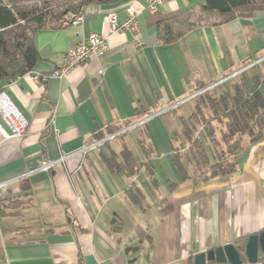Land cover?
Here are the masks:
<instances>
[{"label":"crops","instance_id":"crops-1","mask_svg":"<svg viewBox=\"0 0 264 264\" xmlns=\"http://www.w3.org/2000/svg\"><path fill=\"white\" fill-rule=\"evenodd\" d=\"M201 4L175 0L153 16L144 0L90 4L79 25L36 34L34 71L4 88L29 126L22 138L6 137L0 115V182L17 178L0 198V264H194L198 253L264 231V137L242 152L232 176L183 179L172 161L170 142L184 138L197 90L236 79L252 92L248 69L264 54V11L160 41L161 25ZM129 8L138 12L136 36L113 34L104 56L61 80H32L58 69L90 34L107 36V15L123 23ZM204 58L215 69L205 80ZM129 122L123 139L94 146L96 135ZM45 162L57 164L35 171Z\"/></svg>","mask_w":264,"mask_h":264},{"label":"trees","instance_id":"trees-1","mask_svg":"<svg viewBox=\"0 0 264 264\" xmlns=\"http://www.w3.org/2000/svg\"><path fill=\"white\" fill-rule=\"evenodd\" d=\"M119 1L0 0V94L11 81L34 71L40 60L35 43L39 31L70 27L73 18L83 13L90 4L110 5ZM261 11H264V0H202L199 9L171 24L161 25L158 36L167 45L194 28L251 18ZM263 57L264 54L256 61ZM254 62L251 60L245 66ZM248 70L255 73L250 79L252 92L235 79L231 83L228 81L217 85L195 98L198 102L196 109L192 117L183 123L184 138L180 139L176 134L174 137L177 139L170 142L172 161L183 179L234 175L238 171L242 152L264 137V60L250 66ZM211 85H204L197 92ZM228 86L230 93L220 92ZM132 125L129 122L112 127L106 133L96 135L94 142ZM125 134L111 141L123 139ZM122 156L124 159L131 158L126 151Z\"/></svg>","mask_w":264,"mask_h":264},{"label":"built area","instance_id":"built-area-1","mask_svg":"<svg viewBox=\"0 0 264 264\" xmlns=\"http://www.w3.org/2000/svg\"><path fill=\"white\" fill-rule=\"evenodd\" d=\"M173 1L175 0H144V2L146 3V10L152 16L158 13L159 8L162 5ZM137 17H138V12H136L131 8L127 10V17L123 23H120L118 21V18L115 14H108L107 36H103L96 33L90 34V36L86 40L79 42L75 47H73L67 52L63 64L58 69H56L55 71L49 74L34 73L32 74V80L41 83H46L51 78H56L61 80L64 77L71 74L79 66L86 64L91 59V57L104 56L109 51L108 39L113 34L130 32L132 35L136 36L139 33V25H138ZM83 20H84V15L83 13H80L73 18L71 22V26H77L80 23H82ZM257 63L259 62H256V64ZM13 81H11L10 83H12ZM203 93L204 90L195 94L192 98H195L196 96L201 95ZM168 110L169 109L164 110L156 114V116L162 115L163 113H166ZM0 115L2 116L5 123L11 130V135L3 131L4 136L22 138L27 134V130L29 126V122L27 118L13 104V102L9 99V97L6 95L4 91L0 94ZM53 124H54V116H52L49 119L47 127H50ZM134 127L135 126L132 125L113 135H109L106 138L97 141L94 146L98 144L107 143L113 140L114 138L133 129ZM86 150L87 148H85L82 151H86ZM69 157L70 156H63L59 162L61 161L63 162L67 160ZM56 164L57 162H45L44 164H42L41 167H39L35 171H48L52 169ZM23 177L25 176H22L21 178ZM16 180L17 178L0 182V198L5 196L8 187ZM256 264H264V261H259Z\"/></svg>","mask_w":264,"mask_h":264},{"label":"water","instance_id":"water-1","mask_svg":"<svg viewBox=\"0 0 264 264\" xmlns=\"http://www.w3.org/2000/svg\"><path fill=\"white\" fill-rule=\"evenodd\" d=\"M263 60L264 57L257 62ZM261 260L264 261V231L248 236L245 243H229L198 253L194 264H256Z\"/></svg>","mask_w":264,"mask_h":264},{"label":"rangeland","instance_id":"rangeland-1","mask_svg":"<svg viewBox=\"0 0 264 264\" xmlns=\"http://www.w3.org/2000/svg\"><path fill=\"white\" fill-rule=\"evenodd\" d=\"M233 44V43H232ZM232 44H230L229 45V49H235V50H240V49H238L239 48V46L238 45H236V46H232ZM204 52H206V51H204ZM232 53V52H231ZM239 53H242V50H240L239 51ZM239 53H235L234 55H238ZM204 60H205V58H204ZM204 80L206 79V75L209 77V75L210 76H214V72H215V69H214V65L210 62V61H207V60H205L204 61ZM240 72V71H239ZM238 73V72H237ZM221 76H219V78H220ZM211 87V86H210ZM208 90H210V89H205L204 90V92H206V91H208ZM167 141V140H166ZM165 141V139H164V136H163V138H161V141H160V153H164V152H166L168 149H169V144H168V142H166ZM218 152H220V150H218ZM221 153V152H220ZM230 161H233V158H230L229 159Z\"/></svg>","mask_w":264,"mask_h":264}]
</instances>
